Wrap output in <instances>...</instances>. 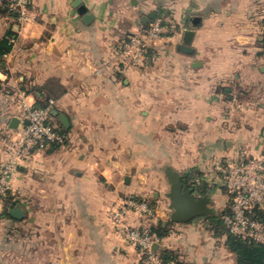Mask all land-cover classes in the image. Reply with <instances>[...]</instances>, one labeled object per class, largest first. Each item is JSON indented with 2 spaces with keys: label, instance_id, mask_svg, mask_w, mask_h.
Wrapping results in <instances>:
<instances>
[{
  "label": "crops",
  "instance_id": "crops-1",
  "mask_svg": "<svg viewBox=\"0 0 264 264\" xmlns=\"http://www.w3.org/2000/svg\"><path fill=\"white\" fill-rule=\"evenodd\" d=\"M7 1L0 0V38L13 36L0 62V165L22 97L53 100L69 125L52 115L65 143L13 174L25 216H0V264L5 255L11 264H138L136 248L108 218L129 197L154 213L128 209V224L168 228L156 251L174 250L183 264H236L203 217L170 220L167 172L186 175L217 210L228 199L219 184L226 162L264 152V0H81L87 22L73 0H30L27 23ZM151 13L176 30L151 48L145 67L120 68L116 44ZM6 228L12 250L1 247Z\"/></svg>",
  "mask_w": 264,
  "mask_h": 264
},
{
  "label": "built area",
  "instance_id": "built-area-1",
  "mask_svg": "<svg viewBox=\"0 0 264 264\" xmlns=\"http://www.w3.org/2000/svg\"><path fill=\"white\" fill-rule=\"evenodd\" d=\"M29 3L30 0H11L9 3V10L16 13V19L20 23H27L32 19ZM175 30L174 22L158 16L135 32L126 34L114 48L118 65L120 68L145 67L151 48ZM52 106L53 100H48L45 107H35L25 97L18 101L17 116L22 124L14 132L9 158L0 165V206L4 203V197L12 190L13 174L20 164L45 151L51 143H65L64 136L49 122ZM220 179L219 184L230 200L231 213L223 216L228 231L242 239L264 243V220L257 216V210L264 209V152L250 156L242 151L236 158L226 162ZM128 209L149 216L153 215L154 210L146 201L129 197L108 211L115 233L136 248L138 264H171L153 250L152 246L157 241L147 227H135L126 222Z\"/></svg>",
  "mask_w": 264,
  "mask_h": 264
},
{
  "label": "trees",
  "instance_id": "trees-1",
  "mask_svg": "<svg viewBox=\"0 0 264 264\" xmlns=\"http://www.w3.org/2000/svg\"><path fill=\"white\" fill-rule=\"evenodd\" d=\"M11 0L6 2V8L9 12L16 18V13L9 10V3ZM29 6V5H28ZM164 19L165 16H162ZM156 18V17H154ZM150 19L146 24L147 25L151 20ZM262 23H264V18H262ZM13 32L8 31L3 37L0 38V62L2 60V56L9 52L12 47V42L10 38H12ZM261 47L262 53H264V33H262L261 38ZM25 91H29L28 89ZM48 104V99L43 97L41 100L37 101V104L34 105L35 107H45ZM49 122L55 126V129L64 136L66 141V133L63 131L61 127L56 125L52 114L50 113ZM5 137V136H4ZM60 144L51 143L46 148V150H50L52 147L59 146ZM201 194H207V190H199ZM226 192V191H225ZM228 199L227 203L220 209H217L214 213L206 216H201L204 218L208 230L214 237L223 239V243L225 247L234 255L236 264H264V243L254 241V240H246L242 239L232 233H230L225 225L223 216L229 215L231 213L230 209V200L229 195L227 194ZM137 200H144L138 197H133ZM146 201V200H144ZM16 204V199L12 190H10L7 195L4 197L3 207L1 209V216L12 218L9 213L8 209L13 207ZM257 216L264 220V209L257 210ZM148 232L154 236V239L157 242L166 236L169 232L168 228L162 227L160 224L158 225H149L146 226ZM156 253L164 260L168 261L171 264H183V262L178 258V254L171 249H160L156 251Z\"/></svg>",
  "mask_w": 264,
  "mask_h": 264
},
{
  "label": "water",
  "instance_id": "water-1",
  "mask_svg": "<svg viewBox=\"0 0 264 264\" xmlns=\"http://www.w3.org/2000/svg\"><path fill=\"white\" fill-rule=\"evenodd\" d=\"M72 5L76 8L77 12L83 16V19L87 22L92 18V14L87 12L86 6L81 0H73ZM154 18V13L149 16H143L141 22L146 24L149 19ZM191 32H188L185 36L186 39L190 38ZM180 49L187 52L189 48L187 46H180ZM50 113L56 116L59 122L67 128L69 125L68 117L58 112L55 108L51 107ZM22 124V121L14 116L10 119L8 128L13 131H17ZM186 175L180 174L174 171L167 172V179L169 182V190L166 194L170 203L171 209L170 220L174 222H188L196 217L206 216L214 213L216 209L211 205L210 197L207 195L196 196L194 194V188L186 185L184 179ZM9 215L14 219H22L25 216V208L22 204L17 203L13 207L8 209ZM158 242H154L152 248L156 251Z\"/></svg>",
  "mask_w": 264,
  "mask_h": 264
},
{
  "label": "rangeland",
  "instance_id": "rangeland-1",
  "mask_svg": "<svg viewBox=\"0 0 264 264\" xmlns=\"http://www.w3.org/2000/svg\"><path fill=\"white\" fill-rule=\"evenodd\" d=\"M164 199V197H163ZM0 216H1V210H0ZM4 233H7L9 235V237H7V240H5L3 243H1V247L4 249H9L12 250V245H13V240H12V234H11V230H8L7 228L5 229ZM9 239V240H8ZM1 259H5V264H11L13 263L12 261V256H6L2 257ZM4 261V260H3Z\"/></svg>",
  "mask_w": 264,
  "mask_h": 264
}]
</instances>
